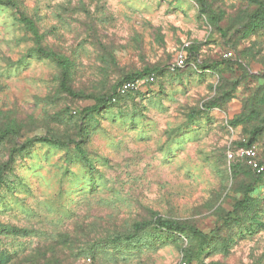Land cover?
I'll list each match as a JSON object with an SVG mask.
<instances>
[{
    "label": "rangeland",
    "instance_id": "374dc122",
    "mask_svg": "<svg viewBox=\"0 0 264 264\" xmlns=\"http://www.w3.org/2000/svg\"><path fill=\"white\" fill-rule=\"evenodd\" d=\"M247 144L264 0H0V264H264Z\"/></svg>",
    "mask_w": 264,
    "mask_h": 264
},
{
    "label": "built area",
    "instance_id": "2783aa9c",
    "mask_svg": "<svg viewBox=\"0 0 264 264\" xmlns=\"http://www.w3.org/2000/svg\"><path fill=\"white\" fill-rule=\"evenodd\" d=\"M229 56H232L230 53ZM184 64L183 59L180 57L176 64L171 67V70L174 71L176 68H181ZM146 79H137L132 82L124 83L119 91V95H125L131 90L137 89L140 85H142L145 82ZM153 80V78H151ZM236 157H239L244 163L250 167L253 171H255L257 174L261 175L264 173V160H260L257 152L253 148H241L236 153L230 152L228 153V158L230 160H234ZM186 264V263H184Z\"/></svg>",
    "mask_w": 264,
    "mask_h": 264
},
{
    "label": "trees",
    "instance_id": "16d2710c",
    "mask_svg": "<svg viewBox=\"0 0 264 264\" xmlns=\"http://www.w3.org/2000/svg\"><path fill=\"white\" fill-rule=\"evenodd\" d=\"M44 54H46L47 56H49V57H55V55H53V54H48V53H44ZM134 81V80H133ZM127 82H132L131 80H128V81H126V83ZM243 148H249L250 147V144H247V145H243L242 146ZM158 223H159V225L161 226V227H164V228H171L172 227V224L170 223V222H168V221H158ZM193 233L194 234H196V235H199V236H204L203 235V233H201V232H199V231H193Z\"/></svg>",
    "mask_w": 264,
    "mask_h": 264
}]
</instances>
